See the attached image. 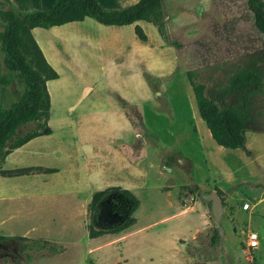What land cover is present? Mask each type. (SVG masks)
<instances>
[{
    "label": "rangeland",
    "instance_id": "1",
    "mask_svg": "<svg viewBox=\"0 0 264 264\" xmlns=\"http://www.w3.org/2000/svg\"><path fill=\"white\" fill-rule=\"evenodd\" d=\"M161 2L168 40L151 22L139 26L150 42L161 36L170 49L89 54L84 70L66 71L56 86L52 134L38 136L2 166L56 172H0V236H25L0 239V264H264V82L249 98L248 155L217 144L200 117L190 120L198 128L192 129L187 117L169 115L175 100L155 96L154 109L146 104L154 87L181 90L187 70L219 104L236 102L238 93L224 88L240 67L264 68V33L247 0ZM7 7L0 0V9ZM22 87L12 81L2 97L6 106ZM83 106L89 109L83 116L65 117ZM120 186L135 189L132 197ZM108 187L115 188L92 220L89 191ZM91 226L105 233L90 237ZM214 228L219 241L212 246ZM250 231L258 234L256 248L247 245Z\"/></svg>",
    "mask_w": 264,
    "mask_h": 264
},
{
    "label": "trees",
    "instance_id": "2",
    "mask_svg": "<svg viewBox=\"0 0 264 264\" xmlns=\"http://www.w3.org/2000/svg\"><path fill=\"white\" fill-rule=\"evenodd\" d=\"M6 9H0V86L3 93L0 96V172L12 176L29 172V168L16 170H1V163L15 149L26 144L33 138L50 135L49 126L50 94L46 81L57 78V73L47 64L29 31L33 27L49 28L71 21H81L91 17L105 25H127L137 20L153 23L159 34L168 40L166 21L161 0H138L123 9H105L97 0H57L48 10L20 12L15 10L9 0ZM247 6L254 16V23L259 32L264 33V0H247ZM135 33L141 40L147 36L143 29L136 25ZM174 46L177 44L173 42ZM192 87L200 118L207 126L211 137L217 144L229 149H241L249 154L246 146V131L253 121L249 98L263 88L264 68L256 62L240 67L231 77L224 92H237L236 102L219 104L215 98L205 93V85L195 80L193 70L186 71ZM22 83V90H16V99L8 106L2 97L8 93L12 81ZM247 89L245 95L244 90ZM30 123L34 126L27 127ZM115 187L96 191L89 204L92 220L98 203ZM119 188V187H117ZM127 196L132 194L127 189H121ZM123 227H126L125 225ZM105 233L96 231L91 226L89 235L95 237ZM17 238L24 240L25 236H0V239ZM219 241V234L213 229L211 245ZM44 243H48L45 241Z\"/></svg>",
    "mask_w": 264,
    "mask_h": 264
},
{
    "label": "crops",
    "instance_id": "3",
    "mask_svg": "<svg viewBox=\"0 0 264 264\" xmlns=\"http://www.w3.org/2000/svg\"><path fill=\"white\" fill-rule=\"evenodd\" d=\"M9 1L11 6L17 11L32 12L38 10H48L54 6L57 0H9ZM97 1L103 8L109 10V9H123L129 5L136 3L138 0H97ZM164 19H166V13H164ZM140 21L141 20H137L134 23L127 25H105L97 22L93 18L85 17L81 21H71L64 23L62 25L51 26L49 28L33 27L30 29L29 33L32 39L37 44L38 48L40 49L43 58L45 59L47 64L58 75L57 78L49 79L46 81V86L50 94V115L53 112H55V109L59 108V103L56 98L57 97L56 86L60 83V81H62L64 73L68 70L69 71L84 70L85 66L89 63V58H88L89 54L112 56L116 53H120L121 51H125L127 55L134 54V56H137L138 54L148 55L149 52L153 54V51H155V46H157V48L159 49H163L164 47L170 49L171 46L166 44L161 36L156 37L157 40L155 41V43L150 42L148 40V37L145 41L141 40L135 34V26L136 25L139 26V24H141ZM114 44H118V50L114 48L113 46ZM104 61L108 63L112 61V58L109 57L108 60L104 58ZM181 79H182L181 90H178L177 92H175L174 90L172 91L169 88L166 89V87H168V84L164 85L165 91L164 90L159 91L154 87L152 96L149 99H147L146 104L152 109H154L155 98H156L155 96L161 99H165V102L168 101L170 102L175 100L174 107H172L171 109L167 107V112H169V115H174V117H177L178 114L180 115L182 114L181 115L182 117L183 116L187 117V121L190 122L192 129H194L197 128V125L194 122L195 120H197V117L200 116L197 110L192 87L189 83L186 82L185 74L184 75L182 74ZM177 102H181L179 108H177L176 106ZM86 110H89L86 106H83L81 107V109H77V110H69L67 111L65 117H80L83 116L82 114H84ZM119 110L123 111V108H119ZM54 115L56 117H59L56 114ZM54 115L52 116V119H50L52 123L54 122ZM123 115L129 124V120H128L129 117L127 115V112H124ZM181 116H178L177 118L179 119ZM190 120H194V122ZM130 125L132 126V124ZM131 130L134 132L135 136L138 135L139 132L137 128L135 127L133 128L132 126ZM36 138H33L32 140ZM32 140L22 145L21 147L15 149L13 152H11L6 157V159L1 163V170L4 171L16 170L25 167H42L43 169H49V168L51 169L52 167L43 166V165L19 166L11 169L2 167L5 166L6 163L9 162V160L15 154H17L24 147L29 145V143ZM177 148H179V146H177ZM173 151H175L177 154L181 153L180 150L178 149H173ZM137 154L138 151L137 148H135V157H137ZM166 168L168 169L167 173L171 174L173 171V167L168 166ZM52 169L53 170H49V171L42 170L34 173L27 172V173H23V175L24 174L42 175L45 173H49L51 171H53L54 174V172H56V167H53ZM18 175H22V174H18ZM4 177H8V176H4ZM120 187L122 189H125L122 186ZM128 189L130 192L135 190L132 188H128ZM90 194L93 195L94 190L89 191V197Z\"/></svg>",
    "mask_w": 264,
    "mask_h": 264
},
{
    "label": "built area",
    "instance_id": "4",
    "mask_svg": "<svg viewBox=\"0 0 264 264\" xmlns=\"http://www.w3.org/2000/svg\"><path fill=\"white\" fill-rule=\"evenodd\" d=\"M248 206V205H247ZM248 239V247L249 248H256L259 245V240H258V234L255 231H250L247 235Z\"/></svg>",
    "mask_w": 264,
    "mask_h": 264
},
{
    "label": "water",
    "instance_id": "5",
    "mask_svg": "<svg viewBox=\"0 0 264 264\" xmlns=\"http://www.w3.org/2000/svg\"><path fill=\"white\" fill-rule=\"evenodd\" d=\"M211 199L213 200L214 211L218 212V206L221 204L219 196L216 193H213Z\"/></svg>",
    "mask_w": 264,
    "mask_h": 264
}]
</instances>
